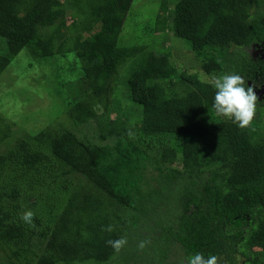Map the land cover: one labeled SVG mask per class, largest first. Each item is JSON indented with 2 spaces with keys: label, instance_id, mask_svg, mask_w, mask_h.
<instances>
[{
  "label": "trees",
  "instance_id": "1",
  "mask_svg": "<svg viewBox=\"0 0 264 264\" xmlns=\"http://www.w3.org/2000/svg\"><path fill=\"white\" fill-rule=\"evenodd\" d=\"M132 2L0 0V74L25 47L67 105L64 121L36 128L34 109L0 106V252L7 264L102 263L117 251L106 241L123 237L124 256L139 248L150 264H165L174 247L184 264L196 252L264 264V134L253 118L238 127L217 116L209 84L264 77V58L249 52L264 47V0L159 1L145 16L150 30L183 39L194 73L169 51L125 41ZM99 115V143L78 135L76 125ZM26 210L31 225L19 219Z\"/></svg>",
  "mask_w": 264,
  "mask_h": 264
},
{
  "label": "rangeland",
  "instance_id": "2",
  "mask_svg": "<svg viewBox=\"0 0 264 264\" xmlns=\"http://www.w3.org/2000/svg\"><path fill=\"white\" fill-rule=\"evenodd\" d=\"M159 1L160 0H133L131 6V12L133 16L130 15L128 21L124 23V31L122 33L123 38L125 39V41L128 40V42H144V44L149 43L150 46L152 45L151 47L153 49H160V51H169V59L178 69L186 70L192 73H194V71L196 72L200 68L199 62L195 58L192 51L187 48L188 44L183 39L175 37L173 34L170 35L168 32H165V34H163V32L155 33L150 30L152 28V25L151 23H148V17L145 18V16L148 13H153L157 10ZM133 12L135 13V15ZM249 52L252 58H264L263 46L256 45L252 49H250ZM30 58V53L24 47L14 56L10 64L6 66V68L1 72L0 80L5 83V87L0 85V106H3L8 100V109H13L14 106H16L17 109L21 110H24L25 107L31 108L32 110L34 109L35 111L32 115L34 118H36V123L31 120L33 121V128L41 127L45 124L43 120H46L47 118L49 119L51 117H53V122L64 121L66 118L65 111L61 113L59 112L62 111L63 108L66 109L67 105H65L64 107L62 106V99L64 97L62 95L59 96L58 94H56V91L52 87L53 85L55 86V83L51 82L52 79L50 76V69L47 66H43L39 63L37 64L36 60L34 61L33 65L29 67L28 64L30 62ZM207 58L210 59V55ZM127 66L129 68L131 67L130 64H128ZM122 72L123 73L121 74L124 75L125 69H123ZM65 73L66 71L61 72V77L57 79V81H59L61 84L62 82H64L62 80L67 77ZM260 80L259 82H251L250 80H247V84L249 86H252L253 92L257 97L256 107H260L259 104L264 105V77ZM115 84L117 87V82H115ZM64 88L66 89V87H63L62 89ZM78 88L79 92L80 90L88 92L84 84H81V86H79ZM3 90H6V92H3L4 94H2ZM79 92L77 93V97H79ZM114 92L115 95L118 94V99L120 101L119 104L121 107H123L122 105L128 102V100H126L125 89H123L122 86H119V89ZM30 97L31 105L28 102L30 100ZM29 105L32 107H30ZM94 106L96 110L100 112L102 111L100 104L94 102ZM108 106L109 108H113L112 103L111 106ZM21 116L22 115H20V118ZM100 116L101 115L95 118H91L84 123L76 125L75 130L78 135L86 140H90L94 143H99L100 140L98 136L100 134ZM110 116L112 118L116 117V113H112L110 114ZM258 117H260L261 119L259 120ZM253 119L255 121L257 120L258 122L255 130H257L258 133L264 134V113L258 114L255 111ZM14 127L17 128L16 125H14ZM28 127L32 128L29 125ZM17 131L18 128L17 130H15L16 134H18ZM1 147L4 148L6 147V145H3ZM127 213L128 215L126 216V219L129 220L130 223L133 222L135 220V216L132 215L133 213L129 211ZM124 215H126V213H124ZM136 250L138 253L135 258H126L122 249H120L116 251V253L113 254V256L106 262L95 263L91 261H82L77 263L75 262L73 264H150L149 262L138 258L140 254L139 251L141 249L136 248ZM182 253L183 252L179 247L171 248L168 255L166 256V259L164 260V263L181 264V261H183L184 264L185 259L183 258ZM4 258V254L0 252V264H7Z\"/></svg>",
  "mask_w": 264,
  "mask_h": 264
},
{
  "label": "clouds",
  "instance_id": "3",
  "mask_svg": "<svg viewBox=\"0 0 264 264\" xmlns=\"http://www.w3.org/2000/svg\"><path fill=\"white\" fill-rule=\"evenodd\" d=\"M209 84L214 89L211 107L215 114L219 117L230 119L232 123L238 127L249 125L253 118L257 97L253 92L252 86H246L245 80L236 73L222 74L213 76L209 80ZM34 213L26 210L20 214L19 219L28 225L33 222ZM108 231H111L109 226ZM115 250H119L126 240L121 237L117 240L106 241ZM144 242H140L138 247H143ZM217 257L208 255L205 257L196 252L187 258V264H216ZM183 264V261H181Z\"/></svg>",
  "mask_w": 264,
  "mask_h": 264
},
{
  "label": "flooded vegetation",
  "instance_id": "4",
  "mask_svg": "<svg viewBox=\"0 0 264 264\" xmlns=\"http://www.w3.org/2000/svg\"><path fill=\"white\" fill-rule=\"evenodd\" d=\"M263 78V77H262ZM260 80V79H259ZM259 80L257 82H259ZM261 81V80H260Z\"/></svg>",
  "mask_w": 264,
  "mask_h": 264
}]
</instances>
